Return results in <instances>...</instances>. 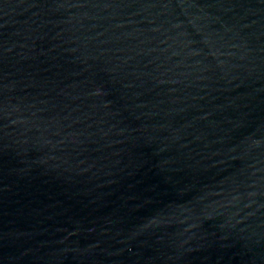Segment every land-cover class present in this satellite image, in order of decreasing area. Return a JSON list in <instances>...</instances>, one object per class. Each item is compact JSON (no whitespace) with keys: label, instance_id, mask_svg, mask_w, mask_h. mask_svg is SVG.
<instances>
[{"label":"water","instance_id":"1","mask_svg":"<svg viewBox=\"0 0 264 264\" xmlns=\"http://www.w3.org/2000/svg\"><path fill=\"white\" fill-rule=\"evenodd\" d=\"M264 8V0H248Z\"/></svg>","mask_w":264,"mask_h":264}]
</instances>
